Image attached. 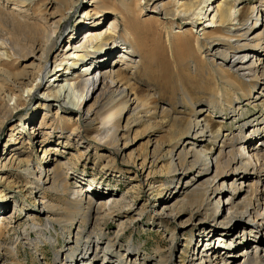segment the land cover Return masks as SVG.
Segmentation results:
<instances>
[{
	"label": "bare ground",
	"instance_id": "6f19581e",
	"mask_svg": "<svg viewBox=\"0 0 264 264\" xmlns=\"http://www.w3.org/2000/svg\"><path fill=\"white\" fill-rule=\"evenodd\" d=\"M3 1L7 4L0 0V132L10 127L9 142L18 143L23 128L21 121L13 122L15 113L27 105L34 90L44 86V79L51 73L55 82L49 84L42 95L49 104L58 105L55 118L59 117V120H42L39 128L30 126L29 142L48 143L56 130H63L61 125L65 121L72 125L68 140L77 136V142L89 139L107 147L109 144L119 152L120 142L126 140L135 126L146 122V130L158 128L161 135L152 139L154 142L151 138L147 141L141 162L138 164V160L131 159L128 162L138 164L142 169L150 166L144 182L153 189L148 180L152 170L161 159L168 158L165 169L166 175H171V181L166 187L175 185V191L170 192L166 208L172 212L180 206L183 209L190 207L194 210L191 217L199 224L198 238L192 231L193 235L186 240L192 248L186 251L184 264L187 259L188 264H229V258H236L240 250H230L232 246L221 242L222 234L234 235V229L243 225L242 237H246L248 228H251L246 223L250 222L264 231V141L253 144L264 133L260 127L262 122L264 124V114L259 120L254 117L255 121H239L236 131L223 135L221 128L215 130L216 124L203 117V113L212 108L213 112L218 109L222 113L231 112L237 120L244 116L239 101L244 98L252 103L250 99L254 97V91H257L256 98L264 93V0H255L250 6L239 4L237 8L234 3H241L240 0H216V3L208 0L204 3L206 10L201 9V12L197 11L204 0H145V3L143 0H89L88 6H83L79 25L93 28L84 31L82 36L76 30L59 46L57 37L61 23L69 21L72 13L79 12L81 0ZM146 9L154 16L143 22L154 24L157 26L155 30H146L137 21ZM110 13L114 17L104 29V19ZM198 16L201 24L203 18L209 20L200 32L182 27L171 30L173 19L197 21ZM90 17L93 20L88 22ZM122 23L123 29L120 27ZM163 32L168 43L161 46L164 53L156 58L165 56L168 61V54L165 55V49H168L172 52L171 61L176 64V69L169 72L172 79L165 76L157 85L163 91L174 92V87L171 89L169 85L175 77L181 104L191 108L190 115L181 114L175 108L157 106L152 94L137 89L134 77L139 73L136 69L140 62H144L141 59L136 62L129 51L142 53L145 49L122 47L116 50V36L137 46L140 38L148 42ZM177 46L184 48L183 58L175 55ZM121 50L124 53L120 57L114 58L113 63L107 62L108 56L122 53ZM29 56L34 57V61L20 67L18 63ZM196 90L208 97L198 95L194 92ZM39 105L44 106V103ZM63 105L83 113L85 129L82 130L77 122L73 124L72 117L64 118ZM157 112L161 116H157ZM158 117L161 121L155 119ZM29 120H33L31 115ZM221 136L218 153L209 156L208 148L202 143L217 142ZM151 146L153 149L149 148ZM123 147H126L125 142ZM43 149L41 161L52 152L49 145ZM105 159L109 163L111 157ZM72 166L70 161H63L56 153L36 165L30 160L15 158V155L3 164L2 169L19 170L26 180L25 195L32 196L36 205L39 204L38 210H34L37 214L30 213L27 217L30 221L17 229L25 232L33 224L42 226L43 230L58 232L59 228L69 234L67 248L58 249L59 237L50 241L55 256L53 260L46 259L47 264H93L99 252L103 256L100 264L108 258H116V264L145 263L146 258L140 259L136 248L117 243L105 233L109 220L120 216L121 210H132V202L125 195L93 193L91 187L86 188L80 180L70 178L67 171ZM193 170L197 174L184 183L190 188L177 190L182 176ZM5 177L0 175V184L5 182L4 186L12 187ZM163 185L157 188L161 193ZM105 195L111 196L107 198ZM8 197L6 190L1 188L0 198ZM224 200L229 203L224 205L227 209L222 208ZM134 210L140 215L145 212V207ZM39 212L46 214V222L40 218ZM237 217L245 221L242 222V218L235 221ZM210 219L214 225L207 223ZM129 220L122 219L119 223L122 228L118 231L125 230ZM218 226L223 227L224 233L220 232L215 238L220 231ZM8 227L6 220L0 222V250L13 259L11 264H25L18 260L19 247H7L3 243ZM30 235H33L32 231ZM172 238L175 239L174 233ZM258 246L261 247L257 250H264L263 245ZM33 250L38 253L39 246L36 244ZM240 254L245 255L243 264H264V254L257 251L251 256L246 246ZM164 263L159 259L158 264Z\"/></svg>",
	"mask_w": 264,
	"mask_h": 264
},
{
	"label": "rangeland",
	"instance_id": "374dc122",
	"mask_svg": "<svg viewBox=\"0 0 264 264\" xmlns=\"http://www.w3.org/2000/svg\"><path fill=\"white\" fill-rule=\"evenodd\" d=\"M205 1L208 0H204L202 2V5L197 12H201L203 9L204 11L206 10L204 4ZM209 1L211 3H216V0ZM240 1L241 3L238 1L234 3L236 8L239 4L250 6L251 3H253V1L255 0ZM1 2L4 1L1 0ZM143 2L145 3L146 1L143 0ZM215 3L213 4V6L215 5ZM4 4L7 3L4 2ZM88 4L89 0H81V7L79 9V12H77L76 14L72 13L69 21H62L57 37V42H59L58 46L61 42H63V40L66 41L70 38V36L74 35L76 33V30H78V34L82 36V34H84V31L93 28L92 26L81 28L83 26L81 24L79 25V19L83 12L82 10L84 9L83 6H88ZM8 6L13 7L12 4H8ZM153 16L154 14L152 13V11L146 9L143 12V16L139 17L137 21L140 22L142 26H144V29L148 30L147 28H152V30H155L157 26L151 24L150 22H143L145 21V19L153 18ZM113 17L114 16L111 13L106 16L102 25L104 29L109 25ZM197 18V21H194V19L192 20V18L189 20L179 18L177 21L173 19L171 30L176 31L178 30V28L182 27L184 29L193 28L194 30H198L200 32V30L205 27L209 20H206L207 17L203 18V23L201 24L199 23V16ZM92 20L93 17H90L88 22ZM120 27H122L121 29H123V23ZM20 38H22V36H20ZM166 39V34L165 32H163L162 34H158L157 38L152 40L150 39L148 42H144V38H140L139 45L135 46L129 44L122 37L116 36V50L122 49V47H134L136 50L145 49L144 51H142V53H133L129 51L136 62L141 59L144 63H146L145 65L144 63L140 62L138 68L136 69L139 73L134 77V83L137 89L142 93L144 92L152 94L154 96L153 103H155V105L157 104V106L159 105L160 107H165V109L175 108L181 114L190 115L191 108H188L185 105L181 104V93L178 89V83L175 80V77L173 78L171 85H169L170 88L174 87V92L163 91L162 88L160 89L157 85L159 84V82L164 81L165 76L172 79V76L169 74V72H174L176 69V64L171 61L173 60V58L171 57L172 52H170L168 49H165V55L168 54V61H166L165 56L162 58H156L157 56L164 53V50L161 46H167L168 42ZM121 51L122 53L119 52L116 55L111 54V56H108L109 58L107 59V62L113 63L114 58H118L124 53L123 50ZM174 52L177 57L183 58V47L177 46ZM98 54L97 57L99 56ZM34 59V57L29 56L25 60H21L18 64L20 65V67L29 65L34 61ZM182 62L185 61L183 60ZM36 63H38L37 59ZM158 64L161 65V67L157 68ZM78 66H80V64ZM52 68H54V66H52ZM95 70L97 69L95 68ZM54 82L55 81L52 77V74L49 73L44 79V86H42L38 90H34L32 96L28 100L27 105L18 113H15L13 122L16 124L21 121L23 127L21 128L22 130H20L21 137L19 138L20 141L18 143H11L8 141L10 135V127H5L1 130L0 168L2 169L3 164L6 163V161L10 157H12V155H15V158L18 159L30 160L32 164L36 165L40 162H45L46 159H49V157L54 153L59 154L60 156H62L63 161H70V163H72L73 166L69 171H67L72 180H80L86 186V188L91 187L93 193L110 192L112 194L115 193L117 197L125 195L134 205L132 210H121L120 216L109 220L108 225L105 227V233L107 234V236L116 239L117 243H122L123 245H129L136 248L139 252L140 259L146 258V262L143 264H158L159 259H163V261L165 262L164 264H184L183 261L187 258L186 251L192 248V246L187 243L186 240L190 239V237L193 235L192 231H195L196 238H198L199 236L197 232V226L199 224L197 223L196 219L191 217L194 210L192 211V208L190 207L183 209L180 206L175 208L176 210H172L171 212V210L166 208L167 198L170 196V192L174 190L173 187H175V185H170V190L166 187L171 181V175H166L167 170L165 169V167L167 166V157L165 159H161L157 163V167L154 169L155 171L152 170L151 176L148 179L153 185V189H150L144 182L146 174L149 172L150 166L148 165L144 169H142L138 165L141 162V158H143L144 156L143 153L146 152L147 141L150 138L151 140L154 138H158L161 135V131L158 128L152 131H148L146 130V122L141 123L135 126L134 130L130 134L131 136L129 135L126 140H122L120 142L118 152L115 147H109V144L107 147L104 144L93 142L89 139H82L77 142V140L79 139L77 138V136H73L68 140V137L70 135V128L72 125L64 121V123H62L61 125L63 130H56V133L51 135L48 143L44 144L45 146L49 145V148L50 150H52V152H50L49 157H46V159L41 161L40 158L43 156V151L41 149H45V146L41 145L39 142H29V127H33L34 125H36V128H39L40 122L42 120H59V117L55 118V112L57 111L58 105L49 104L47 101H45V99H43L42 95L48 85ZM260 91L261 90L258 89V94H260ZM194 92L198 93V95H204L201 90H196ZM262 94L259 95L258 98H256L255 96H257V91H254V97L250 99L252 103H249L248 100H244V98L239 101L241 103V108L243 109L244 116H242L241 118H237V120H234L233 114L231 112L227 113L226 111H223L222 113L221 111H219V109L218 111L216 110L213 112L212 108H210L208 112H204L203 117L213 121L216 124L215 130L221 128L222 135L225 133H229L232 130L236 131L237 126L242 120L253 119V121H255L254 117L257 120L263 117L264 96H262ZM204 97L207 98L208 96L204 95ZM39 103H44V106L39 105ZM11 104L13 105L12 102ZM61 111L63 112L62 115L64 116V118L67 119L68 117H72L71 120L73 124L77 122L82 130L86 128V121L84 120L82 112H79V110L70 109L65 105L62 106ZM45 114L46 119L43 118ZM30 115L33 119L32 121L29 120ZM157 116L161 115L158 113ZM155 119L161 121L160 117ZM26 126H28V128H26ZM260 127L261 130L264 131L263 122L262 124H260ZM222 137L223 136L218 138L217 142L215 140H211L202 143V145L208 148L209 156H215L218 153L219 146L221 145L220 140L222 139ZM261 141H264V133L261 136L257 137L254 140L253 144L259 145ZM124 142L126 143V147H123ZM151 142L154 141L152 140ZM149 148L153 149L152 146ZM80 151L82 153H80ZM96 151H98V154L96 153ZM81 154L83 155L81 156ZM107 157H111L109 163L105 159ZM130 159L138 160V164L135 166L132 163H129L128 161ZM1 169L0 175H3V177L6 176L5 179H8L7 181L12 183L11 186L13 185L12 187H7L4 186L6 185L5 182H2V185L0 184V189H5L9 196L8 198H0V222L6 220V223H8L9 225L8 228H11V230L8 229L4 234L3 243L7 247H19L20 254L18 260L22 263L47 264L46 261L48 260L46 259L53 260L55 256V250L52 245L49 244L50 241L54 242L56 238L59 237V242H57L56 245L58 249L67 248L69 234L63 233L61 230H59V228L58 232H54L53 229L43 230L42 226L37 227L33 224L29 225L25 232L22 229H17L18 226H22L30 221V219H27V217L30 213H35L34 210H38L39 204L37 202L36 205V203L32 199V196L25 195L27 190L24 188V181L26 180L24 179L23 175L19 173V170L13 168L10 169L8 167L2 170ZM160 169H162V171H160ZM181 172L182 171L180 170V174H177L179 177L181 175ZM196 174L197 172L193 170L186 173V175H183L181 178V183L179 184V187H176V189L181 190L183 188H190L185 187L184 183L186 184V181H188L192 176ZM160 185L164 186L163 190L161 189L162 193L159 189H157ZM110 196L105 195V197L107 198ZM227 204H229L227 203V200H224V202H222V208L224 209ZM141 207H145V212L139 215L138 211L134 209H138ZM39 214L41 216L40 218L44 222H46V214H41V212H39ZM133 217L135 218V220H132ZM241 218L242 217H237L235 218V221H241ZM122 219L130 220L128 221V226L125 230L118 231V229L122 228V226H119V223L122 221ZM242 220V222L245 221L243 218ZM207 223H212L214 225L215 222L210 219L207 221ZM246 224L251 227L248 228L246 237H242L243 225L238 226L234 229V235L232 233L226 234L222 232L221 229L223 227L218 226V229H220V231L216 233L215 238H218L221 234L220 232H222L224 234H222L223 236H221V242H223L225 245L232 246L233 248L230 249L232 251L233 249L240 250L237 251V253L234 252L238 255L236 256V258H229V264H243L245 255H239V252H241L245 246L247 247L248 251H250L251 256H254L257 251L260 255L264 254V250H257L259 247H261L258 246L259 244L264 246V231L255 228L251 222ZM31 231L33 232V235H30ZM173 233L175 234L174 240L172 238ZM232 238H234V240H232ZM240 241L242 244L237 246L236 243ZM36 244L39 246L38 253L33 250ZM243 244L244 246L241 247ZM109 255L111 256L110 252ZM101 259H103L102 252H99L98 256L96 257L95 263L93 264H100L102 262ZM11 260L13 261V259H10V256L3 249H1L0 264H11ZM153 260L157 262L154 261V263ZM188 262L189 259L186 260L187 264ZM105 263L116 264V258L105 259ZM130 264L133 263L131 262Z\"/></svg>",
	"mask_w": 264,
	"mask_h": 264
}]
</instances>
